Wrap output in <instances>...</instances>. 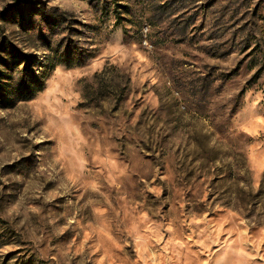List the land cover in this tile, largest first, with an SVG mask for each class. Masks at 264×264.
Returning <instances> with one entry per match:
<instances>
[{"label": "rangeland", "instance_id": "1", "mask_svg": "<svg viewBox=\"0 0 264 264\" xmlns=\"http://www.w3.org/2000/svg\"><path fill=\"white\" fill-rule=\"evenodd\" d=\"M0 264H264V0H0Z\"/></svg>", "mask_w": 264, "mask_h": 264}]
</instances>
